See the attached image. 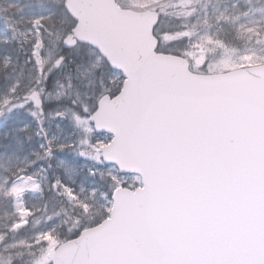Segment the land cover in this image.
<instances>
[{"label":"snow or ice","instance_id":"obj_1","mask_svg":"<svg viewBox=\"0 0 264 264\" xmlns=\"http://www.w3.org/2000/svg\"><path fill=\"white\" fill-rule=\"evenodd\" d=\"M199 3L0 0V264H264V24Z\"/></svg>","mask_w":264,"mask_h":264},{"label":"rangeland","instance_id":"obj_2","mask_svg":"<svg viewBox=\"0 0 264 264\" xmlns=\"http://www.w3.org/2000/svg\"><path fill=\"white\" fill-rule=\"evenodd\" d=\"M123 4L130 3V0H120ZM170 0H162V3L167 5ZM197 7L207 8L209 10V23L213 24L215 29L220 30L222 33H227V38L241 51L248 45L244 40L236 39L238 33L236 28L240 24L248 23L253 24L259 21L264 24V0H200ZM169 12H173L172 9H168ZM223 13L229 17V22L226 25H216L214 21V14ZM246 14V15H245ZM201 30H203V24H201ZM18 40H23V37L17 35ZM91 55V53H85ZM211 55L214 57L217 55L216 52H212ZM226 55L235 58L239 55L238 51L229 49L226 51ZM3 61L0 60V64ZM19 69L17 68V71ZM11 71V69H10ZM3 209H0V223H3Z\"/></svg>","mask_w":264,"mask_h":264},{"label":"water","instance_id":"obj_3","mask_svg":"<svg viewBox=\"0 0 264 264\" xmlns=\"http://www.w3.org/2000/svg\"><path fill=\"white\" fill-rule=\"evenodd\" d=\"M96 15H103V13H97ZM128 18L132 19V18H134V16L132 14H129Z\"/></svg>","mask_w":264,"mask_h":264}]
</instances>
